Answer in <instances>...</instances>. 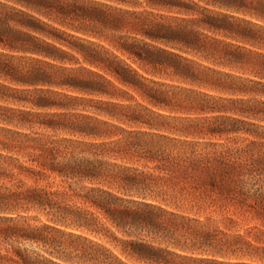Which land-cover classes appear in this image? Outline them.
I'll list each match as a JSON object with an SVG mask.
<instances>
[{"label": "trees", "instance_id": "16d2710c", "mask_svg": "<svg viewBox=\"0 0 264 264\" xmlns=\"http://www.w3.org/2000/svg\"><path fill=\"white\" fill-rule=\"evenodd\" d=\"M169 69L200 89H183V107L155 80ZM129 91L160 111L196 112L187 134L259 140L182 144L150 118L169 115L122 104ZM0 102L21 107L0 106V264L264 261V247L241 236L212 258L140 237L182 227L167 209L182 199L264 226V0H0ZM31 210L50 223L29 225ZM20 241L47 247L46 256Z\"/></svg>", "mask_w": 264, "mask_h": 264}, {"label": "rangeland", "instance_id": "374dc122", "mask_svg": "<svg viewBox=\"0 0 264 264\" xmlns=\"http://www.w3.org/2000/svg\"><path fill=\"white\" fill-rule=\"evenodd\" d=\"M190 59L192 61H197L196 58L190 57ZM169 73H171V69L167 70L165 74L162 73L159 76H157L155 80L171 87V88L170 87L161 88L162 90H170L169 97H172V95L176 93H177L176 100L182 97V107H183L185 106L183 100L186 94H188L183 89L187 88V89H191L192 91L193 90L198 91L200 89L196 85L188 86L181 80H177L176 78H172L171 76H168ZM247 75L251 76L250 74ZM128 93L129 95H131L132 99H130L128 96L124 99H120L122 104L132 105V106H136L137 104H140L142 106L148 107L149 109L151 108L154 111L163 113L164 115H169L170 116L169 119L156 118L155 116L150 118H152V120L155 123L163 127L160 128L159 131L157 132H159L160 134H164L169 138L182 140V144H184L183 142H188V143L196 144L198 149H203L209 143H217L226 146H240L243 143L248 142L249 140H257V141L259 140L252 138L248 135H242V134L231 135L230 139H226L225 136L219 138V137L198 135L196 133L187 134L184 129H186V127L195 126L198 123L197 118H199V115H197L196 112L186 111L183 108H182V112L169 113L166 111H160L155 108H152L150 105L144 102L137 94L132 93L131 91H129ZM191 96L192 98H195V95H191ZM0 106L14 108V109L21 108L6 102H0ZM137 110L140 111L141 109H137ZM71 112L94 116L91 110L82 111L81 108H78V110ZM142 114L144 115L146 113L142 112ZM101 119L107 121L110 124L120 126L126 130L130 129L129 125H122L119 124L118 122L109 121L104 118ZM259 124L261 125L262 123ZM8 128L12 130L15 129L12 126H9ZM179 129H182V132H179L180 131ZM34 131L39 132L41 134L55 136V138L68 137L65 133L62 132L54 133L50 130L45 131L38 128H35ZM258 132L264 134V131L262 130H258ZM117 163L120 162L117 161ZM135 166L137 167L140 165L135 164ZM51 181L52 179L49 180V182ZM25 182L30 183L29 180ZM54 183H55L54 186L59 184V179H54ZM44 184H45L44 182L41 183V185ZM79 205L81 204H78L77 206ZM167 209L175 214L182 215V227L172 226L167 228L166 231L160 234H152L149 236H147L145 233H141L140 237L149 241L154 246L166 248V250L171 253H176L182 256H188L193 258H212L210 256L213 254H209V253L214 251V249H222L226 251L229 245H233L235 243L234 242L235 239L233 238L237 236L243 237L245 240L251 242L254 246L264 247V235H262L259 231V230L264 231V226L259 220L252 219L251 216H240L234 214L232 210H224L221 212L215 207H208L205 208V210L200 211L197 208L196 204L190 199L187 200L182 199V202H175L173 204L172 202H170V205L167 206ZM23 215L28 217L27 223L31 226H37L42 223H50L49 221L50 217L46 216L45 213L43 212L31 210ZM226 218H230L232 221H228L226 220ZM103 222L104 221L102 220V223ZM177 223H180V221H177ZM58 227L63 229L65 228L61 226ZM66 230L82 233L80 231L72 229L71 227H67ZM219 231L223 232L224 235L219 233ZM112 232H114L113 229ZM202 233L209 234L211 236V239H209L207 242L203 241ZM17 246L20 247L21 249H26L29 252H33L38 255H44V256H46L45 251L48 249L47 247H42V245L40 244L28 243L25 241H20V243ZM213 258L223 262L240 260L247 263L264 264V261L257 260L255 258L240 257V256L235 257V256L226 255L224 257L215 256ZM171 260L173 261L175 259L172 258ZM174 262L177 263L179 262V260L176 259ZM182 263L195 264L187 261H182Z\"/></svg>", "mask_w": 264, "mask_h": 264}]
</instances>
